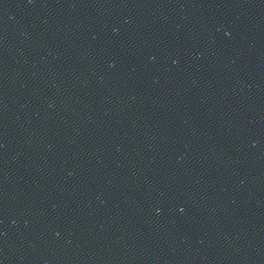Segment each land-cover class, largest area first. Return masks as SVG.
<instances>
[{"label": "water", "instance_id": "95a60500", "mask_svg": "<svg viewBox=\"0 0 264 264\" xmlns=\"http://www.w3.org/2000/svg\"><path fill=\"white\" fill-rule=\"evenodd\" d=\"M0 264H264V0H0Z\"/></svg>", "mask_w": 264, "mask_h": 264}]
</instances>
